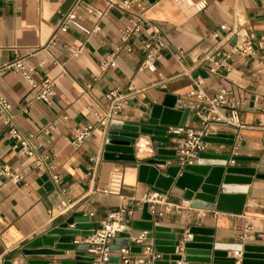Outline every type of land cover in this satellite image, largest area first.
Returning <instances> with one entry per match:
<instances>
[{
    "label": "crops",
    "instance_id": "0c3cea01",
    "mask_svg": "<svg viewBox=\"0 0 264 264\" xmlns=\"http://www.w3.org/2000/svg\"><path fill=\"white\" fill-rule=\"evenodd\" d=\"M75 4L76 0H0V65L21 57L33 68L37 80L48 77L55 83V94L50 103H44L33 98L34 92L20 74L11 70L0 73V92L12 104L20 130L32 135L36 147L35 156L22 154L13 147L8 129L0 124V264L6 260L25 264L31 258L60 264L73 259L75 252L27 249L26 245L74 212L89 216L97 228L112 213L120 212L129 226L135 220L152 218L178 236L201 226L215 231L216 243L264 246V178L254 177L243 185L248 191L240 214L191 208L190 202L183 200V191L173 185L167 194H159L160 201L155 204L158 216L151 217L152 204L148 203L147 209L144 204L155 192L138 180V165L155 155L150 137L141 135L136 141L137 162L104 157L112 121L148 122L153 106L163 103L168 95L177 97L176 108L190 109L184 128L202 130L203 103L190 94L193 79L201 76L206 79L208 97L221 89L231 91L238 102L239 120L246 124L242 129L212 126L213 133L233 134L235 143H209L207 153L252 158L233 165L264 173V0H140L138 8L167 44L160 60L149 68L142 63L153 28L145 26L128 33L131 14L110 0ZM73 7L77 16L66 31H59ZM224 24L253 33V52L229 58L231 70L220 68L211 73L207 54L218 47L229 50L235 44V37L230 41L212 37ZM55 34L56 42L51 43ZM79 49L82 52L74 55ZM111 54L113 65L103 69ZM131 87L135 93L119 114L107 125H99L96 114L106 110V94L112 89L127 93ZM86 124H95V129L75 147L73 134ZM168 147L174 148L173 138ZM42 156L48 159L42 160ZM173 164L167 160L158 168ZM4 168L20 177L3 175ZM115 171L123 175L120 193H104ZM140 232L134 230L132 235ZM181 252L163 254L157 262L173 264ZM228 255L241 264L240 252L229 250ZM139 256L133 254L132 258Z\"/></svg>",
    "mask_w": 264,
    "mask_h": 264
},
{
    "label": "water",
    "instance_id": "95a60500",
    "mask_svg": "<svg viewBox=\"0 0 264 264\" xmlns=\"http://www.w3.org/2000/svg\"><path fill=\"white\" fill-rule=\"evenodd\" d=\"M153 1V0H150ZM236 42V37L232 41ZM177 97L168 95L161 104L153 106L148 122L136 125L114 120L109 125V133L104 148L106 159L137 162L135 143L141 135H148L153 144L155 155L138 165V180L149 185L154 192L167 194L174 185L183 191V200L190 202L191 208L227 211L240 214L247 198L248 185L253 178H264V173L255 168L235 166L229 160L248 161L252 158L230 155L201 153L194 164L181 166L174 163L164 170L158 165L175 161L174 148L168 147L170 139L178 136L172 129L183 128L190 109L176 108ZM209 143L234 145L233 134L214 133L204 137ZM257 160V159H256ZM221 190L223 192H221ZM149 202H145L147 209ZM150 216L154 215L150 212ZM72 225V227H69ZM97 223L81 212H74L63 222L35 238L26 245L27 249L42 247L56 250L75 251L73 259L62 260L60 264H92L93 257L86 255L87 244L75 245L73 237L91 234ZM134 230L146 231L152 239L154 248L163 254H179L175 261L183 260L188 264H237V258L230 257L229 250L241 253V264H264V246L243 244H221L215 242V231L211 228L193 226L188 235L178 236L170 230L155 224L152 218L135 220L131 232L119 233L113 240L111 249L120 250L128 245ZM133 253H141L142 246L131 247ZM120 258L113 256L110 263H119ZM4 264H13L6 260ZM25 264H51L50 260L28 259ZM159 264V262H156Z\"/></svg>",
    "mask_w": 264,
    "mask_h": 264
},
{
    "label": "built area",
    "instance_id": "2783aa9c",
    "mask_svg": "<svg viewBox=\"0 0 264 264\" xmlns=\"http://www.w3.org/2000/svg\"><path fill=\"white\" fill-rule=\"evenodd\" d=\"M85 0H76V5ZM111 3L117 5L119 8L131 14L132 19L130 26L127 28L128 33L140 31L143 27L148 26L153 28L154 32L151 39L146 43V55L142 63L144 68L155 66L162 56V51L167 48L165 38L159 32L157 27L145 17L144 13L138 8L140 0H110ZM177 2H190V0H176ZM77 16L75 7L67 12L63 18L62 24L58 28L59 31H66L69 23ZM96 29H99L96 27ZM215 40L225 38L230 41L236 37V42L229 50H223L221 47L207 54L206 59L211 62V73H216L220 68L231 70V66L227 64V60L236 54H251L253 52L254 34L248 32L243 28H235L228 25H221L219 30L212 34ZM51 43L56 42V34L52 37ZM81 49L77 50L74 55H79ZM114 54L106 58L102 64L103 69H107L113 65ZM11 70L20 74L24 80L29 84L31 90L34 92L33 98L36 101L50 103L52 96L55 94V83L52 79L46 77L42 80H37L34 77L33 68L25 63V59L18 57L9 64L0 65V73ZM206 79L197 76L193 79V89L190 94L201 101L204 115L202 116V130L192 128H174L178 136L173 137L174 150L176 160L174 163L184 166L186 164H194L201 153L207 152L209 142L204 140L205 136L214 134L211 127L217 124L231 125L238 129L246 127V124L239 120L238 116V102L232 97L231 91L221 89L215 96L208 97L205 92ZM135 93L131 87L129 92H123L119 89H112L106 94V110L102 115L97 116V123L99 125H107L115 116L119 114L122 107L127 103L130 96ZM198 106V105H197ZM228 109L229 113H224L223 110ZM0 124H3L8 129L9 137L15 142L14 148L18 149L22 154L32 157L36 155V147L32 144V135L26 134L20 130L16 122V116L12 111V104L0 92ZM95 124H86L76 130L72 137V144L75 147H80L93 133ZM48 156H42V160H47ZM235 162L231 160V164ZM2 174L10 178H19V174L13 172L10 168H4ZM123 175L119 171H115L107 186L103 189L104 193L119 194L122 185ZM158 192L145 198V200L152 204L151 213L158 216L155 209L156 202H159ZM65 205V204H64ZM132 214V211H129ZM162 215V213H159ZM72 227V225H71ZM131 232V226L123 222V216L120 212L112 213L109 219L103 221L101 227L94 230L89 235L80 236L73 239L72 243L75 245L87 244L89 248L86 250V255L93 257L92 264H111L110 259L113 256L120 258L119 262L123 264H156L157 260L162 257V254L157 252L154 248L152 239L147 237V232L142 231L137 235H131L128 239V245H122L120 250L113 251L111 246L113 240L118 237L119 233ZM151 241V242H150ZM142 246L141 253H133L131 247ZM70 254L72 250H66ZM140 255L133 259L132 255ZM173 264H188L183 260L176 261Z\"/></svg>",
    "mask_w": 264,
    "mask_h": 264
}]
</instances>
